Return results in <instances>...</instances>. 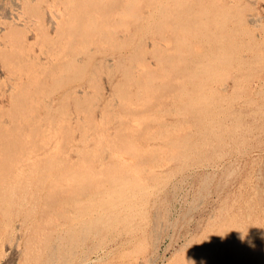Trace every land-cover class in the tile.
I'll use <instances>...</instances> for the list:
<instances>
[{
    "label": "bare ground",
    "instance_id": "obj_1",
    "mask_svg": "<svg viewBox=\"0 0 264 264\" xmlns=\"http://www.w3.org/2000/svg\"><path fill=\"white\" fill-rule=\"evenodd\" d=\"M15 5L13 48L0 56L15 80L10 126L0 127V214L19 205L23 219L0 222V235L26 225L34 245L24 263L58 264L107 228L152 218L135 244L152 253L147 264H264V10L247 0ZM98 80L109 114L103 98L87 106ZM240 160L254 170L256 196L239 193L215 232L167 259L154 232L172 219L183 185L199 182L196 199L214 180L209 170L225 176ZM261 204L254 214L238 208Z\"/></svg>",
    "mask_w": 264,
    "mask_h": 264
},
{
    "label": "rangeland",
    "instance_id": "obj_2",
    "mask_svg": "<svg viewBox=\"0 0 264 264\" xmlns=\"http://www.w3.org/2000/svg\"><path fill=\"white\" fill-rule=\"evenodd\" d=\"M16 1L18 0L0 1V56L2 53L9 52L10 50L12 51L13 48V44L10 42L7 34L10 24H13L11 16L18 14L15 5ZM249 1L250 0H247V3L252 5L251 9L261 8L264 10V2H259V5L255 3L254 5L253 3L251 4V1ZM5 11L6 13L8 12V15L5 14ZM32 36L33 34L29 33V41H32ZM42 56L45 57L44 55ZM0 73V88H2V90L0 89V93L4 94V97H0V106L2 107V110H4L0 114V127H9V122L11 119L7 116L6 109H8L11 105L10 96L15 93V89L12 87L15 84V80L6 75L4 69L1 67V63ZM4 77L5 85L2 82ZM94 88L95 91H88L86 98L87 106L91 109V107L96 102H99V100L103 98L106 103L105 111L109 114L111 112V106L109 104L110 102L107 100L108 93L103 82L98 80ZM1 150L4 151V148L0 147V153ZM262 151L264 154V150ZM251 156L255 158L258 156L257 152H254L250 155V157ZM243 166L244 163L242 160H240V162L236 161L234 166L235 168L225 176L221 175L222 170L220 172L219 170H209L210 173H214V180L207 188V191H202L196 199L194 196L198 194L197 191H199L200 188L199 182L196 184L190 183L183 185L179 194L176 208L174 209L175 213L173 214L172 219L169 222H166L165 226H161L160 229L154 232V241H158V243H160V250L162 249L161 251H165V249H168L169 251L167 259H172V256H176L180 249L191 246V243H194V245H199L203 232H210L212 230L215 232L216 227L213 226L214 222L217 220L220 214L225 217L228 212H230L231 208H233V204V206L237 205V196L239 193H249V197L251 198L256 196V191L251 189L252 186L257 184V181H255V176L252 173L254 170H244ZM2 168L3 163L0 160V169ZM244 177H248L250 179V183L246 185L247 187H239V181H243ZM234 184H236L237 188L233 189L231 186L233 187ZM262 205L263 204L253 205L252 207L243 206L238 208L245 212V214H247V212L254 214L255 211L260 209ZM21 209L22 208L19 205L12 206V208H9L7 212L0 214V222L4 221L3 225L6 222H9V225H16V227L20 226L23 218L19 217V215L16 216V213ZM182 214H185V216L181 217ZM12 219L13 223L11 224L10 221ZM16 227H8L5 232L1 233L4 235H0V251H3L8 246H12V244L17 245L16 252L5 259L3 258V255H0V264H27L26 262L24 263V261H26V257H28L25 253L26 244L28 242V246L32 247L31 244L34 245V243L27 238V236L30 235V232L26 225L21 227V230ZM127 227H131V229L127 230L125 224H117L115 227L109 229L107 228L106 233L102 234V236L99 234L98 236H95L94 239H89L85 243V246H83V250L79 247L80 250H77V253L70 255L65 261L59 259L58 264H62L63 262L66 264H84L85 262L81 261V255L83 252L91 250L93 245H95V242H99L100 240L102 241L101 244L97 246L99 247L97 248L98 250L96 251L95 255L91 257V261L89 260L86 264H147V259L150 260L152 258V253H150L143 246H141L139 249L138 247L135 249V244L141 240L142 234L149 232V230H152L153 227L155 228L153 219L149 218L147 220H141L136 218L131 220L127 224ZM16 229L19 231H16ZM134 229L137 230V232H135L136 235L133 237L131 236L130 231ZM14 240L15 243H12ZM168 245L170 247H167ZM33 249H35V247ZM163 264H167V261Z\"/></svg>",
    "mask_w": 264,
    "mask_h": 264
}]
</instances>
